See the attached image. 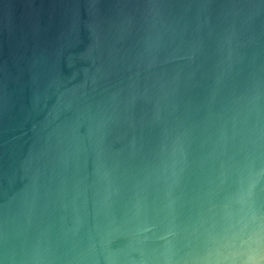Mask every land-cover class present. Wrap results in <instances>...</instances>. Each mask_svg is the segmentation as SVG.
<instances>
[{
    "label": "water",
    "instance_id": "95a60500",
    "mask_svg": "<svg viewBox=\"0 0 264 264\" xmlns=\"http://www.w3.org/2000/svg\"><path fill=\"white\" fill-rule=\"evenodd\" d=\"M0 264H264V0H0Z\"/></svg>",
    "mask_w": 264,
    "mask_h": 264
}]
</instances>
